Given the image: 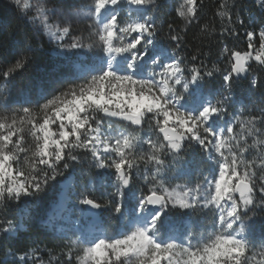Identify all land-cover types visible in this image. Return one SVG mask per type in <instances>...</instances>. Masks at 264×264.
Returning <instances> with one entry per match:
<instances>
[{
	"label": "snow or ice",
	"instance_id": "6c2138e0",
	"mask_svg": "<svg viewBox=\"0 0 264 264\" xmlns=\"http://www.w3.org/2000/svg\"><path fill=\"white\" fill-rule=\"evenodd\" d=\"M204 6L7 0L0 264H264V0ZM46 203L61 245L16 249Z\"/></svg>",
	"mask_w": 264,
	"mask_h": 264
},
{
	"label": "trees",
	"instance_id": "16d2710c",
	"mask_svg": "<svg viewBox=\"0 0 264 264\" xmlns=\"http://www.w3.org/2000/svg\"><path fill=\"white\" fill-rule=\"evenodd\" d=\"M170 2H171V0H170ZM204 2H205V6L201 12L202 19L211 21L217 0H204ZM243 2L247 6L246 9L242 10L244 12V14L247 15L249 12H251V14L253 16H256L258 18V13L253 6V0H243ZM0 13L10 15V13L8 12V8H7V0H0ZM162 19H164L167 22H171L174 19V13L172 12L171 8L166 10V13L162 17ZM164 30H165V32L167 31L166 24H165ZM194 31H195V29L190 30L187 34V39L189 41L188 50H191L194 47V42L192 41ZM39 40H43L44 44H45V51L42 54L43 57L45 58L44 63L46 65H51L54 62H56L58 60V58L56 57L55 52L51 51V46L47 43V40L45 38H43V37L33 38V46L35 47L36 44L39 42ZM164 43L167 44L168 41L165 39ZM244 44H245V42L243 40H240V41L236 42L235 46L240 47L242 49L244 47ZM229 46L232 47L231 44ZM211 59H216V56L213 55L211 57ZM41 74L42 73H41L39 68L34 70L33 71V80H37ZM23 86H24L23 82L21 81L18 83L17 88H20ZM254 99L256 102H259V100H260L259 94H257V96ZM48 210H49V206L46 203L37 211L36 219L33 221L32 226H31V231H28L26 229L25 231H23L20 234L19 238L16 240V242L14 244V247L16 249L23 250L33 240L37 241L41 247H44L46 245L50 249H57V247L59 245H61L62 242L54 238L56 233L53 232V229L48 227V225H46L45 223H43V220L41 219L42 217H44V214ZM174 219L176 220L177 224H179V225H185L188 223H193V224L199 226L201 223V220L197 217H192L191 221L186 216L175 217ZM54 225H55L56 230H60V229L74 230L75 229L71 223L66 222L63 219H57L54 222ZM44 256H45V258H47V252L44 253ZM3 258H4L3 253L0 252V259H3Z\"/></svg>",
	"mask_w": 264,
	"mask_h": 264
},
{
	"label": "rangeland",
	"instance_id": "374dc122",
	"mask_svg": "<svg viewBox=\"0 0 264 264\" xmlns=\"http://www.w3.org/2000/svg\"><path fill=\"white\" fill-rule=\"evenodd\" d=\"M66 222H71L70 220H65Z\"/></svg>",
	"mask_w": 264,
	"mask_h": 264
},
{
	"label": "bare ground",
	"instance_id": "6f19581e",
	"mask_svg": "<svg viewBox=\"0 0 264 264\" xmlns=\"http://www.w3.org/2000/svg\"><path fill=\"white\" fill-rule=\"evenodd\" d=\"M89 227L91 228L92 226H91V225H89Z\"/></svg>",
	"mask_w": 264,
	"mask_h": 264
}]
</instances>
